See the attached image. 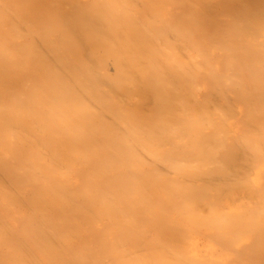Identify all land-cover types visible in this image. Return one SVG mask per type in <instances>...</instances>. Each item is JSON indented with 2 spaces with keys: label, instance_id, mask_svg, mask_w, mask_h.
Segmentation results:
<instances>
[{
  "label": "bare ground",
  "instance_id": "obj_1",
  "mask_svg": "<svg viewBox=\"0 0 264 264\" xmlns=\"http://www.w3.org/2000/svg\"><path fill=\"white\" fill-rule=\"evenodd\" d=\"M11 179L63 230L11 237ZM0 194L7 264H264V0H0Z\"/></svg>",
  "mask_w": 264,
  "mask_h": 264
},
{
  "label": "rangeland",
  "instance_id": "obj_2",
  "mask_svg": "<svg viewBox=\"0 0 264 264\" xmlns=\"http://www.w3.org/2000/svg\"><path fill=\"white\" fill-rule=\"evenodd\" d=\"M173 7H174L175 9L179 10V11H181V8H182L180 5H177V4H175ZM174 8H173L172 10H174ZM177 10H175V11H173V12L176 14V13H177ZM177 14H178V13H177ZM110 65H111V64H109V66H110ZM107 66H108V65H107ZM110 67H111V66H110ZM37 73H38V72H37ZM39 73H41V72H39ZM41 74H42V73H41ZM37 76H38V75H37ZM40 77H41V75H40ZM42 78H43V77H42ZM44 84H45V83H44ZM45 91H46V90H45ZM65 99H66V100H64V101H67V99H68L67 96H66ZM32 101H33V100H32ZM32 101H30V102H32ZM40 101H41V100H40ZM40 101H39V102H40ZM62 101H63V100H62ZM28 102H29V101H28ZM33 102H34V101H33ZM33 102H32V103H33ZM55 103L57 104V102H55ZM61 103H63V102H61ZM66 103H67V102H66ZM28 104H30V103H27V105H28ZM58 105H61V104L58 103ZM58 105H57V106H58ZM62 105H63V104H62ZM55 106H56V105H55ZM63 106H66V105L64 104ZM28 107H32V105H31V106L28 105ZM61 107H62V106H61ZM61 107H60V109H59V108L57 109V108H55V107H52V108H55L54 110H53V109H52V110L55 111V110L57 109L58 111L56 110L55 112H58V116L64 115V114H61V115L59 114L60 111H61ZM65 108H66V107H65ZM62 109H63V108H62ZM65 110H67V109H65ZM53 111H52V112H53ZM62 111H63V110H62ZM52 112H51V113H48L47 115L52 114L53 116H52V115H50V116H52V118L54 119V113H52ZM66 112H67V111H66ZM61 113H62V112H61ZM66 114H68V112H67ZM66 114H65V115H66ZM56 115H57V114H56ZM65 115H64V116H65ZM50 116H48V117H50ZM66 116H67V115H66ZM56 117H57V116H56ZM67 117H68V116H67ZM67 119H68V118H67ZM70 119H71V118H69V120H70ZM69 120H68V121H69ZM84 120H85V119H84ZM70 121H71V120H70ZM79 122H80V121H78V123H79ZM84 122H85V121H84ZM19 123H21V122L19 121ZM19 123H16V124L19 125ZM22 123H23V122H22ZM81 123H82V124H86V122L83 123L82 121H81ZM9 124H10V123H9ZM16 124H15V125H16ZM36 124H38V123H36ZM54 124H55V123H54ZM75 124H76V123H75ZM13 125H14V124H13ZM24 125H25V126L28 125L27 127L24 126L26 129H27L28 127H30V128H33L34 130H36V128H37L36 125H34V123L32 124V125H34V127H32V125L29 126L30 124H28V123H26V122L24 123ZM78 125H79V124H78ZM10 126H11V125H10ZM21 126H22V125H21ZM21 126L19 125V128H20ZM37 126H39V125H37ZM52 126H53V125H52ZM55 126H56V124H55ZM16 127H17V126H16ZM22 127H23V126H22ZM22 127H21V128H22ZM24 127H23V129H22L23 132L26 130ZM35 127H36V128H35ZM58 127H59V125H58ZM58 127H54V128L52 127L53 131L56 130ZM21 128H20V130H21ZM55 128H56V129H55ZM90 128H93V127H90ZM17 129H18V128H17ZM24 129H25V130H24ZM42 129H43V128H42ZM42 129H40V131H41ZM31 130H32V129H31ZM31 130H30V131H31ZM46 130H47V132H48L50 129L48 130V128H47V129H45L44 131L46 132ZM37 131H38V128H37L36 132H37ZM44 131H43V132H44ZM51 131H52V130H51ZM26 132H29V131L26 130ZM41 132H42V131H41ZM41 132H38L39 136H40V133H41ZM43 132H42V133H43ZM47 132H46V133H47ZM60 132H62V131H60ZM86 132H87V131H86ZM24 133H25V132H24ZM29 133H30V132H29ZM29 133H27V134L29 135ZM46 133L41 134V135H44V134H45L44 136H41V137H42V138L46 137V139H47V137H48L49 135L47 136ZM52 133H53V132H52ZM82 133H83V131H82ZM88 133H89V132H88ZM25 134H26V133H25ZM27 134H26L25 137H23V138L29 140V138H26V137H28ZM31 134H34V133L31 131ZM48 134H50V133L48 132ZM85 134H87V133H85ZM85 134H84V135H85ZM50 135H51V134H50ZM67 135H68V134H67ZM76 135H77L76 138L71 137V136H73V135H70V137L73 138V139H77V137L80 136V134H79V135L76 134ZM88 135H89V134H88ZM88 135H87V136H88ZM31 136H32V135H29L30 138H33V139H34L36 135H33L34 137H31ZM39 136H38V137H39ZM60 136L63 137V135H61V134H60ZM74 136H75V135H74ZM89 136H91V135H89ZM38 137L36 136L37 140L41 138V137H40V138H38ZM61 137H60V138H61ZM67 137H68V136H67ZM83 137H84V136H83ZM83 137L80 136L78 140L80 141V139H81V142H82V140H83L82 138H83ZM93 137H94V136H92V138H93ZM36 138H35V139H36ZM42 138H41V140H38V141H40V142L42 141V142H41L42 144H45L46 142H49V140H50V139H48L47 141H45L46 139L44 140V139H42ZM48 138H49V137H48ZM58 138H59V137H58ZM60 138H59V139H60ZM64 138L68 140V138H66V136H65ZM90 138H91V137H89L88 139L90 140ZM94 138H95V137H94ZM94 138H93V140H95ZM25 139L23 140L24 142L26 141ZM51 139H53V138L51 137ZM59 139H58V141H61V139H60V140H59ZM69 139H70V138H69ZM84 139H85L84 141L87 142V141H86V139H87V138H86V135H85V138H84ZM97 139H98V137H97ZM99 139L102 140L101 138H99ZM99 139H98V140H99ZM28 140L26 141V143H22V142H21L22 144L20 143L19 145L17 144V141H18V140H15V141H16V144H17L18 146L21 147V145H22V147H23V145H27V146L29 145V144H27V142H29L30 140H29V141H28ZM103 140H104V141H103ZM103 140H102L103 143H101V144H103V146H104V144H105V142H106V139H103ZM15 141H14V142H15ZM33 141H35V140H33ZM38 141H37L36 143L39 145V148L42 147L43 149H46V147L44 148V146H41V147H40V144H41V143L39 142V143H40V144H39ZM44 141H45V142H44ZM63 141H64V140H63ZM63 141H61V142H59V143H64V144H66V143H65L66 140H65L64 142H63ZM75 141H76V142H75ZM75 141H73V145L76 143L75 145H76V146H79V147H80L81 145H83V143H85V142H83V143H81V145H79V144L77 143L78 141H77V140H75ZM95 141H96V140H95ZM18 142H19V141H18ZM43 142H44V143H43ZM52 142H53V141L51 140L50 143H49V144H50L49 147H52V146L54 147V146L56 145V142H55V143H54V142L52 143ZM74 142H75V143H74ZM91 142H92V141H91ZM100 142H101V141H100ZM100 142L98 141V143H97V142H96V143H97V144H100ZM34 143H35V142H30V144H32L33 147L35 146V145H33ZM36 143H35V144H36ZM88 143L90 144L89 141H88ZM88 143H85V144L88 146ZM93 143H94V142H93ZM107 143H108V142H107ZM107 143L105 144V146H106L107 148H106V149H103V150H101V151H104V150H105V151H109V150H107V149H108V146L110 145V143H109V144H107ZM16 144H15V145H16ZM49 144L46 143L45 145L47 146V145H49ZM51 144H52V145H51ZM54 144H55V145H54ZM64 144H61V145H64ZM77 144H78V145H77ZM17 145H16V148H15L16 150L23 149V148H26V147H27V146H24L23 148H20V147H19V148L17 149ZM57 145H58V147H59V144H58V143H57ZM57 145H56V148L58 149ZM61 145H60V146H61ZM75 145H74V146H75ZM86 145H83L82 147H83L84 149H86V148L88 149V147H86ZM93 145H94V144H93ZM111 145H112V144H111ZM111 145H110V147H111ZM29 146L31 147V145H29ZM29 146L27 147V149H29ZM76 146H75V147H76ZM84 146H85L86 148H85ZM95 146L97 147V150H98V148H99L98 146L103 147V146H101V145H96V144H95ZM36 147H38V146H35L34 148H36ZM79 147H78V148H79ZM82 147H80V148L82 149ZM110 147H109V149H110ZM31 148H32V147H31ZM34 148H33V149H34ZM39 148H38V149H39ZM59 148H60V147H59ZM53 149H55V148H53ZM57 149H56V150H57ZM84 149H83V150H84ZM100 149H101V148H100ZM100 149H99V150H100ZM30 150H31V149H30ZM30 150H27V151H30ZM35 150H36V149H35ZM51 150H52V149H51ZM56 150H54V151L56 152ZM59 150L61 151V149H58V151H59ZM21 151H22V152L25 151V153H23V154H24V157L22 156V158H25V155L27 154V153H26V152H27L26 150H19V153H17V151H16L15 153H16V154H20V156H21V155H22V153H20ZM58 151H57V152H58ZM86 151H87V150H86ZM17 156H19V155H17ZM17 156H16V157H17ZM20 156L17 157V158H18V159L21 158ZM22 158H21V159H22ZM23 160H24V159H23ZM94 160H95V159H94ZM94 160H93V164H94V165L91 164V165L93 166V168L96 167V164H95L96 160H95V161H94ZM82 163H84V162H82ZM80 164H81V162H80ZM85 164H86V163H85ZM75 166H76V167L79 166V167L81 168L82 165L80 166L79 163H77ZM89 166H90V165H89ZM89 166H87V168H88ZM94 166H95V167H94ZM85 167H86V166H83V168H85ZM90 167H91V166H90ZM83 168H82V169H83ZM87 168H85V169L87 170ZM91 168H92V167H91ZM73 169H74V168H73ZM75 169H76V168H75ZM77 169H79V168H77ZM77 169L74 170V171H77ZM82 169H81V171H82ZM89 169H90V168H89ZM71 170H72V168H71ZM74 171H73V172H74ZM81 171H79V172H81ZM89 171H90V170H89ZM71 172H72V171H71ZM71 172H70V173H71ZM79 172H77V174H78ZM87 172H88V171H87ZM87 172H86V173H87ZM83 173H85L84 170H83V172H82L81 177L84 176ZM71 174H72V173H71ZM71 174L66 178V182H69L68 185L70 184V181H72V180L70 179L71 176L74 177V174H73V175H71ZM75 174H76V173H75ZM77 174L75 175V176H76L75 179L73 178V181H74V180L76 181L77 179H78V180L81 179V177H80L79 175H77ZM78 176H79L80 178H79ZM76 178H77V179H76ZM19 179H21V178H18V180H19ZM18 180H17V181H18ZM22 180H23V179H22ZM55 180H56V179H55ZM55 180L53 181V183L55 182L56 187L58 188V184H59V183L56 182ZM11 181H12L13 183L16 182V181H14V180H12V179H11ZM24 181H25V180H23V182H24ZM57 181H58V180H57ZM73 181H72L71 183H74V182H75V181H74V182H73ZM23 182L20 181L21 184H22ZM51 182H52V181H51ZM59 182H60V181H59ZM61 182H62V181H61ZM106 182H107V181H106ZM5 183H6V182H5ZM9 183H10V182L7 181L8 186H10ZM20 183L17 184V182H16L17 185H20ZM25 183H26V182H25ZM25 183H24V184H25ZM48 183H49V182H47V184H48ZM53 183H52V184H53ZM63 183H64V182H63ZM76 183H77V182H75L74 184H76ZM101 183L103 184V185L101 184L102 186H106V185H104V184H105L104 181L101 182ZM107 183H108V182H107ZM24 184H22V185H20V186L23 187ZM33 184H34V183H33ZM33 184H32V183L28 184L30 187H29L27 184H26V185H27L28 188L33 189V190H36L35 188H36L38 185L35 184V185H37V186H36L35 188H32V185H33ZM55 184H53L52 186L54 187ZM74 184H72V185H74ZM11 185H12V184H11ZM14 185H15V184H14ZM59 185H61V184H59ZM99 185H100V183H99ZM99 185H98V187H99ZM101 185H100V186H101ZM107 185H108V184H107ZM110 185H111V184H110ZM40 186H41V185H40ZM49 186H50L49 188H51V185H49ZM69 186L71 187V185H69ZM76 186H77V185H76ZM102 186H101V187H102ZM6 187H7V185H6ZM6 187H5V188H6ZM16 187H17V186H16ZM22 187H21V188H22ZM27 187L24 186V187H23V190H20V188L17 189V190H20V192H22L21 194H24V196H23V197H24V202H22V204L20 203V206H22V207H20V208H21L20 210H18V208H19V204H18V203H19V202L17 203V201H20V200L23 201V200H22V196L18 193L19 191L17 192V190L14 189L15 187H11V188L8 187V189H10V190H11L12 188L14 189V191L12 190L13 194H12V193H11V194H12L13 196H14V194H15V198L13 197L14 200L18 199L16 202L14 201L16 204H15V203H10L9 201L6 202V200H5V201H4V200L2 201V199H0V201H2L4 204L7 205V206H5V209H7V210L4 209L5 211H7V212H6L7 214H6V215H5V214H2V215H3V216H2V215H1L2 211H1V212H0V215H1V216H0V217H3V218H2V219L0 218V220H2V222H3V220H4V215H5V216L8 215L6 218H8V219L10 218L9 220L12 222V223H11V222H9V221L7 220V222L11 223V224L7 223V225L9 224V228H10V225H11V228H12V229L10 228L9 230H15L14 232L11 231V233H10L11 237H14V236H15V237H17V238H20V241H22V242H21V245H24V246L27 245V238L24 236V233H28V231H27V230H28V222H29V220L32 219V216H31L30 214H32V215L34 214V213H33V210L30 211V210H28V209H30V208L32 207V204H31V203L34 202L33 200L36 199L35 197H38V196H39V195H38V192H33V194H32V190H29ZM33 187H34V185H33ZM38 187H39V186H38ZM38 187H37V190L40 189V188L38 189ZM53 187H52V188H53ZM56 187H55V188H56ZM60 187H61V186H60ZM62 187H67V190H68V192L70 193V191H71V190H69L70 187L68 188V186H67L65 183L62 185ZM73 187H75V186H73ZM73 187H72V188H73ZM107 187L109 188V185H108ZM17 188H18V187H17ZM43 188H47V187L42 186L41 189H43ZM55 188H54V190H56ZM72 188H70V189H72ZM104 188H105V187H104ZM104 188H103V190H104ZM108 188H107V189H108ZM60 189H63V188H58L57 190H60ZM74 189L76 190V188H74ZM74 189H72V190H73L72 192H75ZM107 189L105 188V190H107ZM109 189H110V188H109ZM47 190H48V189H47ZM47 190H44V191L46 192ZM110 190H111V189H110ZM5 191H6V189H5ZM5 191H4V192H5ZM15 191H16L17 194L14 193ZM39 191L41 192V190H39ZM10 192H11V191L6 192V194L9 195ZM23 192H24V193H23ZM45 192L43 193V195L45 194ZM72 192H71V193H72ZM110 192H111V191H110ZM30 193H31V194H30ZM34 193H36V194H34ZM71 193H70V194H71ZM29 194H30V195H29ZM40 194H42V192H41ZM0 195L2 196V194H0ZM4 195H5V194H4ZM12 195H11V196H12ZM34 195H35V196H34ZM37 195H38V196H37ZM1 196H0V198L3 197V196H2V197H1ZM20 196H21V197H20ZM30 196H33L35 199L31 198ZM3 198H5V197H3ZM8 198H9V197H8ZM10 198H11V197H10ZM10 198H9V199H10ZM9 199H8V200H9ZM11 199H12V198H11ZM19 199H20V200H19ZM73 199H74V198H72L71 200H73ZM50 200H51V199H48V201H46V202L49 204V201H50ZM71 200L69 201V202H72V203H70V205L73 204V201H71ZM77 200H78V199L74 200V202H76L79 206L74 205V206H73V207H74V210H76V209H75L76 207H77L78 209L81 208V207L84 205V203L87 204V206H88V204H89L87 201H86V202L83 201V199H82L81 202H78ZM21 201H20V202H21ZM32 201H33V202H32ZM12 202H13V201H12ZM51 202H52V201H51ZM82 202H83V204H81ZM23 203H24V205H23ZM52 203H53V202H52ZM54 203H55V202H54ZM54 203H53V204H54ZM4 204H3V205H4ZM11 204H14V205H16V206H18V207L14 206V205L11 206ZM33 204H34V203H33ZM45 204H46V203H44V205H45ZM48 204H46V206H47ZM50 204H51V203H50ZM60 204H61V203H60ZM56 205H57V206H56ZM70 205H69V206H70ZM24 206H25L26 208H25ZM51 206H52V205H51ZM54 206H55V207H58L59 205H58V203H57V204L55 203V205H53V207H54ZM61 206H62V205H61ZM61 206H59L58 209H59ZM80 206H81V207H80ZM84 206H85V205H84ZM2 207H4V206H2V203H1V209H0V210H3ZM10 207H11V208H10ZM12 207H13V208H12ZM15 207L17 208L18 213H21L22 211L25 212L24 210L27 209L26 212H25L24 214H22L23 212L21 213V214L23 215L21 218H20L21 215H20V216H17V213H15L14 215L11 214L12 212H15V210H16ZM23 207H24V209H23ZM48 207H50V206L48 205ZM9 208L11 209V211H10ZM44 208H45V207H44ZM71 208H72V206L70 207V209H71ZM82 208H83V207H82ZM84 208H86V207H84ZM84 208H83V209H84ZM12 209H14V210L12 211ZM32 209H33V208H32ZM50 209H51V210L49 211V213H51V211H52V214H53V215H51V216H53V217H51V216L48 214V210H47V207H46V210H47L46 213L49 215V216H48V215H47V216L50 217L51 219H52V218L55 219L56 217L54 218V214H55V213H54L53 210H55L56 208L52 210V207H51ZM58 209H56V211H57ZM61 209H63V208H60V210H61ZM70 209H67V210H70ZM21 210H22V211H21ZM40 210H41V211H44L43 208L40 209ZM67 210H66V211H67ZM74 210H73V208H72V211H71V212L73 213ZM79 210H80V209H79ZM5 211H3V212L5 213ZM20 211H21V212H20ZM37 211H38V210H37ZM56 211H55V212H56ZM77 211H78V210H77ZM77 211H75V213H76ZM85 211H86V210H85ZM30 212H31V213H30ZM34 212H35V210H34ZM59 212H61V213H60V215H61L62 212H63V210H62V211H59ZM69 212H70V211H69ZM69 212H68V211L66 212V213H68L69 216H70V217L68 216L69 218H66V219H68V220H69V219L71 218V216H72L71 212H70V213H69ZM80 212H81V211H79V213H80ZM28 213H30V214H28ZM37 213H38V212H36L35 214H36L37 216H38V215H39V216L37 217V216L34 214L35 217L33 216V217H34L33 221L35 222V225H36V226H37L36 221H37L39 224H41V225H38L39 228H40V227H43V226H42V223H43V224H44V223L47 224L46 222H49V221H47V220H49V218H47V219L45 220V219H43V218H44V217H43V214H37ZM44 213H45V211H44ZM46 213L44 214V216L46 215ZM57 213H58V211H57ZM63 213H64V212H63ZM75 213H74L73 215H77V214L80 215L78 212H77V214H75ZM58 214H59V213H58ZM58 214H57V215H58ZM70 214H71V215H70ZM81 214H83V211H82ZM15 215H16V217H15ZM18 215H19V214H18ZM28 215H29V216H28ZM40 215H41V216H40ZM60 215H58V216L60 217ZM62 215H63V214H62ZM47 216H46V217H47ZM55 216H56V215H55ZM58 216H57V219L52 220V221H53V222H52V223H53V226H54V223H56V220H57V221H60V219L58 218ZM80 216H82V215H80ZM80 216H79V217H78V216H77V217L74 216V217H76L75 219H77V218L79 219ZM84 216H86V215H84ZM84 216H83V217H84ZM23 217H24V218H23ZM39 217H40V218L43 217V218H41V219H43V220H40ZM6 218H5V219H6ZM16 218H17V220L19 219V220H18L19 223L16 221ZM22 218H23V220H22ZM38 218H39L40 222H39ZM72 218H73V217H72ZM85 218H86V217H85ZM85 218H82V219H85ZM51 219H50V220H51ZM58 219H59V220H58ZM75 219H74V220H75ZM78 219H77V221H78ZM82 219H81V220H82ZM44 220H45V222H42V223H41V221H44ZM74 220H73V223H72L71 221H69V222H71L72 224H75L74 222H76V220H75V221H74ZM81 220H80V222H82V223L84 224V222H86L88 219H85L86 221H85V220H84V221H81ZM20 221H21V222H20ZM27 221H28V222H27ZM54 221H55V222H54ZM88 221H89V220H88ZM88 221H87V222H88ZM100 221H101V220H100ZM100 221H99V222H100ZM4 222H6V220H4ZM25 222H26V223H25ZM64 222H65V221H63V223H64ZM99 222H98V223L95 222V226H92V227L89 226V227H90L91 229H93V227H95V228L97 227L96 229L99 228V229H98L99 231H100L102 228L105 229V225H103L104 227H103V226L101 227L100 225L102 224V222H100L101 224H100ZM0 223H1V221H0ZM22 223H23V224H22ZM49 223H51V221H50ZM52 223H51V224H52ZM76 223H79V221L76 222ZM96 223L101 227V229H100V227H99ZM4 224H5V223H4ZM45 224H44V225H45ZM57 224H58V226L61 225V224H59L58 222H57ZM64 224H65V223H64ZM67 224L70 226V223H66V225H67ZM1 225H2V223H1ZM5 225H6V224H5ZM5 225H4V226H5ZM7 225H6V226H7ZM20 225H21V226H20ZM23 225H24V226H23ZM49 225H50V224H49ZM68 225H67V228H68ZM87 225H88V224H87ZM22 226H23V227H22ZM45 226H46V227H45ZM45 226H44L45 228L51 229V230H53V231H54V229H55V227L52 228V225L49 226V227H47L48 225H45ZM62 226H65V225L62 224ZM21 227H22V230H21V233L19 232V233H20V234H19V233H18V230H19ZM44 227H43V228H44ZM60 227H61V226L58 227L59 229H58V228L55 229L54 233H56V235L58 234L57 232H59L60 230H63L62 228L60 229ZM89 227H87L88 230L86 229V230H87L86 233L88 232L87 234L93 237L94 235H93V234H90L91 232H89V230H90ZM2 228H3V227H2ZM18 228H19V229H18ZM37 228H38V227H37ZM63 228H64V227H63ZM104 229H102V230H104ZM56 230H59V231H56ZM64 230H65V232L68 231V230L66 231V228H65ZM93 230H94V229H93ZM0 231H1V230H0ZM53 231H52V232H53ZM91 231H92V230H91ZM95 231H96V230H95ZM95 231H94V232H95ZM99 231H98V232H99ZM2 232H3V234L6 233L3 229H2ZM2 232H1V234H2ZM63 232H64V231H63ZM65 232H64V233H65ZM92 232H93V231H92ZM94 232H93V233H94ZM96 232H97V231H96ZM96 232H95V233H96ZM102 232H103V231H101V233H102ZM7 233H9V231H7ZM7 233L5 234V240H4V237L2 238L1 235H0V237H1L0 239L2 240V242H3V240H4V242H5V241H6V237H7V236H10V235L7 234ZM12 233H15V234H13L14 236L12 235ZM60 233H61V232H60ZM60 233H59V234H60ZM64 233H63V234H64ZM86 233L83 232V234H84L83 237H85V238H82V241H81V238H75V239H76L75 242H76L77 244H74V241H72V242H73V246H72V243H71V246L69 247V249H70L71 247H72L71 249H74V246H76V245L79 246L78 243H82V242H83V243H87V245H89V246L93 244V245L96 246V248H97V247L99 246V245H98V241L100 240V237H101L100 234H99L100 232L97 233L100 237L96 235L97 237L95 236V237H93V238H91V239H90V236H89V237H87L88 235L85 236ZM6 235H7V236H6ZM61 235H62V234H61ZM61 235H60V236H61ZM64 235L66 236V234H64ZM62 236H63V235H62ZM62 236H61V237H62ZM11 237H10V238H11ZM86 237H87L89 240H88ZM7 238H9V237H7ZM62 238H63V237H62ZM95 238H96V239H95ZM13 239H16V238H12V240L9 239V240L7 241V242H8V245H10V242H9V241H11V243H13V242H12ZM78 239H80V240H78ZM1 240H0V243H1ZM17 240H18V239H16L15 241H17ZM73 240H74V239H73ZM79 241H81V242H79ZM95 241H96V243H95ZM7 242H6V244H7ZM17 242H18V241H17ZM15 243H16V242H15ZM15 243H13L14 246L17 245V244H15ZM83 243H82V244H83ZM3 244H4V243H1V245H3ZM6 244L4 245L5 248L8 246V245L6 246ZM19 246H20V245H19ZM94 246H91V247H89V248H93V249H94ZM100 246H101V244H100ZM10 247H12V245H10ZM20 247H21V246H20ZM20 247H19V248H20ZM5 248L2 249V246H1V247H0V251H1V249H2V252H3L4 250L6 251L8 247H7L6 249H5ZM12 248H14V247H12ZM22 248H23V247H22ZM96 248H95V249H96ZM67 249H68V247H67ZM71 249H70L69 251H71ZM76 249H77V246H76ZM93 249H92V250H93ZM5 251L3 252V254L5 255V257H4V255H3V258H4V263H3V264H7V263H6V259H8V258H6V256L8 257V256L10 255L11 250H8V251H7L9 254H8L7 252H5ZM69 251H67V253H68ZM74 251H75V250H74ZM90 251H91V249H90ZM96 251H97V249H96ZM5 253H7L8 255H6ZM73 253H75V252H73ZM94 253H95V250H94V252H93L92 254H94ZM0 257H2V256H0ZM3 258H2V259H3ZM5 258H6V259H5ZM0 261H1V259H0ZM2 262H3V260H2ZM7 262H8V261H7ZM11 263H12V262H11ZM11 263H9V264H11ZM12 264H13V263H12Z\"/></svg>",
  "mask_w": 264,
  "mask_h": 264
}]
</instances>
